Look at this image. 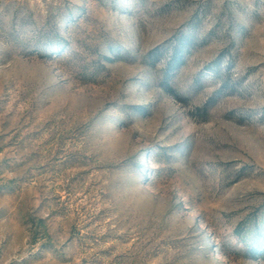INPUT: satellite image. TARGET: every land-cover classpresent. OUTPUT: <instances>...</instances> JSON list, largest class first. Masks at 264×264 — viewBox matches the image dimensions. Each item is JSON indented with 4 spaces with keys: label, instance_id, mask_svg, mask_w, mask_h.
Returning a JSON list of instances; mask_svg holds the SVG:
<instances>
[{
    "label": "rangeland",
    "instance_id": "obj_1",
    "mask_svg": "<svg viewBox=\"0 0 264 264\" xmlns=\"http://www.w3.org/2000/svg\"><path fill=\"white\" fill-rule=\"evenodd\" d=\"M0 264H264V0H0Z\"/></svg>",
    "mask_w": 264,
    "mask_h": 264
},
{
    "label": "trees",
    "instance_id": "obj_2",
    "mask_svg": "<svg viewBox=\"0 0 264 264\" xmlns=\"http://www.w3.org/2000/svg\"><path fill=\"white\" fill-rule=\"evenodd\" d=\"M178 46H180V45L176 44V46L174 47V49H175L174 52H175V53H177V52L180 51V50H183L182 47H178ZM180 53H181V51H180ZM181 54H182V53H181ZM180 60H181V59H180ZM181 62H182V61H179L177 64H181Z\"/></svg>",
    "mask_w": 264,
    "mask_h": 264
}]
</instances>
